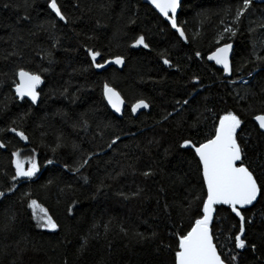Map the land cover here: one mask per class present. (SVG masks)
I'll return each mask as SVG.
<instances>
[{
  "label": "trees",
  "instance_id": "trees-1",
  "mask_svg": "<svg viewBox=\"0 0 264 264\" xmlns=\"http://www.w3.org/2000/svg\"><path fill=\"white\" fill-rule=\"evenodd\" d=\"M5 2L8 8L3 7ZM240 2L182 0L177 15L178 25L187 37L182 41L142 0H58L68 17L67 24L45 12L46 0H0V142L7 145L0 149V190H4L6 174L14 172L10 165L12 151L19 149L27 158L35 150L40 165L32 181L17 184L14 195L0 198V216L6 211L17 216L15 233L0 232V248L7 245L14 250L15 242L23 236L28 241L27 251L22 254L24 264H65V260L67 264H172L176 236L188 230L205 194L194 152L180 149V141L187 138L203 142L214 134L219 115L233 111L243 122L238 133L246 151L245 162L256 160L258 154L264 158V140L253 120L264 114V95L260 94L264 64L256 60L264 57V47L258 43L264 38V28L260 27L264 24V2L253 0L238 34L230 41L221 40L234 45L232 75L223 77L222 70L207 60L209 52L218 46L223 27L232 22L225 12L234 13ZM25 4L30 7L25 8ZM26 11L31 22L16 27L30 43L22 48L25 41L17 40L13 47L11 26ZM49 16L57 25L55 29L48 23ZM40 23L47 31L34 27ZM29 30L35 35L30 36ZM141 34L150 48H131L132 41ZM50 35L59 38L58 47H51ZM253 41H257L254 56ZM87 47L101 52L99 63L115 55L124 56L126 62L121 68H94ZM21 49L22 56L10 55ZM197 51L201 59H196ZM49 52L50 58H45ZM161 55L172 61V68L163 65ZM245 59L254 63L241 67ZM17 66L41 74L38 105L15 98L12 81ZM193 74L203 83V87L196 85L195 92L190 86ZM104 83L117 89L126 101L121 116H116L103 100ZM65 87L69 90L67 98L61 95ZM184 98L190 99V104L163 121L161 118L173 111L175 101ZM137 99L146 100L149 110L132 114L130 105ZM81 117L88 120L87 131L73 127ZM197 119L198 126L192 127ZM100 121L109 122L111 127L101 125L98 129ZM13 126L24 131L28 141H20L15 133L7 131ZM113 133L121 135L115 150L106 147ZM57 136L64 138L59 147ZM148 140L158 143L144 151ZM89 151L98 154L81 175L74 174L70 170L73 162L81 152ZM46 160L53 163L46 164ZM65 164L69 169L64 168ZM149 167L155 175L145 178L141 173ZM82 177H87L88 183ZM101 181L106 187L96 193ZM138 187L143 191L133 197ZM121 192L129 199H124ZM22 193H29V198L36 199L59 223L55 233L35 227L31 211L21 202ZM197 196L201 199L195 200ZM69 206L74 208L71 216ZM216 207L212 231L222 259L233 264L230 256L239 253L240 264H264V199L245 213H255V223L247 227L244 237L248 243L245 250L234 248L238 218L227 206ZM84 236L88 237V248L81 254L78 249ZM251 243L257 245L255 253ZM14 255L12 251L6 258L0 256V261L10 264Z\"/></svg>",
  "mask_w": 264,
  "mask_h": 264
},
{
  "label": "snow or ice",
  "instance_id": "snow-or-ice-1",
  "mask_svg": "<svg viewBox=\"0 0 264 264\" xmlns=\"http://www.w3.org/2000/svg\"><path fill=\"white\" fill-rule=\"evenodd\" d=\"M147 3L154 7L161 16H163L167 23L175 30V33L179 35L181 40H186L185 31L178 25L177 21V10L182 6V0H147ZM9 3L5 2L3 4L4 8H8ZM253 6V0H241L239 6L236 8L235 12L232 13L230 10L225 12V15H231V23L225 24L222 32L219 34L217 39L218 46L215 47L213 51H210L207 55V60L212 61L215 65L221 66L223 73L227 76L232 75V54L234 45L231 42H223L221 40L230 41L232 37H235L241 27L243 18L246 16L248 11ZM30 7V5L25 4V8ZM45 12L54 14L55 18L59 21L69 23L68 17L65 15L61 6L58 4V0H46ZM32 17L27 11L23 16H18L14 25L11 26L12 33L15 36L13 39V47H16V41H25L23 35L20 34V29L16 25L22 22H31ZM48 23L53 29L57 27L56 23L53 22L51 16H49ZM129 23H135V21L130 20ZM223 23V20L221 21ZM37 29L47 31L44 28V24L40 23L34 25ZM264 28V24L260 25ZM251 31V29H249ZM30 36H34L35 33L29 30ZM50 39L53 40L51 45L52 48H56L59 45V38L51 36ZM30 41H25L22 48L28 47ZM257 41H253V48L251 55H255ZM261 47H264V38L258 41ZM142 46L144 49H149L150 45L146 42L144 35H138L132 41L130 47L137 48ZM87 56L91 58V66L97 69L103 68L105 65L112 63L115 65L125 64V57L122 55H115L110 60H104L103 63L97 62L98 57L102 58L100 51L94 50L91 47L86 48ZM10 55L22 56V49L18 52L10 53ZM51 53H46L45 58H50ZM196 59H201L202 55L199 51L195 52ZM7 59V56H5ZM161 60L163 65L168 68H172V61L165 55H161ZM264 64V57H256ZM51 63V60H50ZM248 63H254L250 59H245L241 67ZM255 69H253L254 71ZM43 71H47L44 69ZM253 72H249L248 76L251 77ZM12 87L14 89L15 98L27 103L31 102V105H38L40 92L38 91V86L42 84V76L38 72L31 71L23 66H17L13 73ZM232 83V81H230ZM250 83V82H246ZM203 87L201 77L193 74L191 77V92L196 91V85ZM68 88L65 87L61 95L68 93ZM191 92L187 93L191 96ZM260 94L264 95V88H261ZM103 100L107 102V106L110 107L113 112L119 114L122 113V106L124 105V99L122 98L120 92H118L109 83H104L103 85ZM255 95V93H253ZM27 98V99H25ZM75 94H73V101ZM190 104V99L184 98L181 100H176L173 105V111L166 113L161 119L167 121L170 116L174 113H179L184 110ZM180 106V107H177ZM5 108L7 105L4 106ZM150 108L149 103L144 99H137L131 104V113L136 114L140 109ZM211 112V109H205ZM254 120L258 124L259 136L264 140V115H256ZM15 122L13 121V124ZM241 118L233 111H225L223 114L219 115L218 121L214 125V134L210 138L205 139L203 142L196 143L191 139L184 138L180 141L178 147L180 149H191L194 152V160L196 163V171L199 177L202 178V188L205 194L202 198V203L198 207L197 214L194 220L191 221L190 227L187 231L176 236V246L174 251V259L172 264H226L225 260L222 259L221 253L218 251L217 245L214 243L216 237L213 235L212 226L213 221L216 218V213L218 211L216 206H227L230 209V213L234 214L235 218H238L239 230L235 232L234 235V248L237 250H245L248 247V243L245 240V235L247 232V227L255 223V213L246 216L245 213L249 211L250 207L254 208L255 204L260 203L264 199V158L258 154L256 160L249 159L245 162L246 151L245 147L242 146L240 141V136L238 129L242 127ZM199 124V119H197L192 127H197ZM107 129L111 127L109 122L100 121L97 124V128ZM74 128H83L85 131L88 129V120L81 117L80 121L73 125ZM9 132L15 133V136L19 138L20 141H28V135L22 131L18 130L15 126L7 129ZM123 132V130H121ZM62 136H57V147L63 142ZM121 140V135L115 133L112 134L111 139L106 143L108 149L115 150V145ZM158 143L154 140H148L144 151H150L151 147ZM7 145L0 142V149H6ZM74 149H79V146L73 144ZM55 150V149H54ZM167 151V150H166ZM98 153L94 152H81L78 159L73 162L71 171L76 175H81L82 170L89 166L91 160ZM126 155V153H122ZM256 161H259L257 163ZM46 164H52V160H46ZM10 165L14 169V172H8L7 180L4 184V190H0V198L7 199L8 194H15L17 184L23 181H32L34 177L40 172V165L35 156V150H33V155L23 158L21 156L20 150L17 149L12 151L10 154ZM65 169H69V165H64ZM123 173H117V176ZM145 178L155 175V171L149 167L146 171L141 173ZM85 183H88L87 177H82ZM114 178V177H110ZM49 184L52 183L50 180ZM106 187L103 181L96 188V193H100L101 190ZM143 191L141 188H137L136 192L131 195L133 197L139 196ZM163 191V189H160ZM124 199H129V196L124 193H120ZM22 204L26 209L31 211V220L35 222V227L38 229L47 230L50 233H55L59 228V223L51 216L47 209L42 207L36 199L29 198V193H22ZM195 200H200L201 197H194ZM76 201H73L75 204ZM191 205H189L190 207ZM164 210H168V205L165 204ZM68 214L71 216L74 213V208L72 206L68 207ZM261 223L264 224V216H262ZM107 225L105 229L107 230ZM17 230V216L14 212H5L0 216V232L5 234L15 233ZM125 231V229H121ZM140 235V234H137ZM141 238H143L141 236ZM264 239V237H262ZM231 240V237H229ZM16 248L9 249L6 245L4 248H0V256L7 257L15 251L10 264H24L22 260V254L27 251L26 245L28 243L27 237H21L20 240L16 242ZM23 244V246H21ZM164 247H170L169 245H164ZM253 253L257 250V245L255 243L250 244ZM88 248V237L84 236L82 238L79 253L87 251ZM233 264H240L239 253L230 256ZM3 264V261H0ZM67 264V260H65ZM164 264V262H161Z\"/></svg>",
  "mask_w": 264,
  "mask_h": 264
},
{
  "label": "water",
  "instance_id": "water-1",
  "mask_svg": "<svg viewBox=\"0 0 264 264\" xmlns=\"http://www.w3.org/2000/svg\"><path fill=\"white\" fill-rule=\"evenodd\" d=\"M144 3H146V4H148L147 3V0H142ZM254 2H257V3H263L264 2V0H254ZM149 5V4H148ZM164 21H166V19L163 17V16H161L160 14H159V12L154 8V7H152L151 5H149ZM179 10H180V8L177 10V15H178V12H179ZM167 22V21H166ZM169 25V24H168ZM170 26V25H169ZM171 27V26H170ZM172 29V28H171ZM174 32H175V30L174 29H172ZM178 35V34H177ZM178 37H179V35H178ZM182 41H186V40H182ZM111 58H109V59H107V60H110ZM209 62H211V63H213L214 65H215V63L214 62H212V61H209ZM109 66H114V67H116V68H121L123 65H115V64H112V63H109V64H107V65H105L103 68H100V69H105V68H107V67H109ZM217 68H219V69H221L222 70V67L221 66H218V65H215ZM222 72H223V70H222ZM223 75V77H225V78H229L230 76H227V75H225L224 73L222 74ZM42 84H43V79H42ZM41 84V85H42ZM41 85L40 86H38V91H39V88L41 87ZM117 90V89H116ZM118 91V90H117ZM119 92V91H118ZM122 96V95H121ZM123 98V97H122ZM25 99H27V98H25ZM39 99H40V97H39ZM124 99V98H123ZM30 102V101H29ZM106 102V101H105ZM124 105L122 106V113H119V114H117V113H115V112H113V110L109 107V109L116 115V116H121L122 114H123V111H124V108H125V106H126V101L124 100ZM106 104H107V102H106ZM130 110H131V105H130ZM149 110V108L148 109H140V110H138V112H140V111H148ZM137 112V113H138ZM259 115H264V114H259ZM255 117V116H254ZM253 120H254V118H253ZM254 122L257 124V122L254 120ZM257 126H258V124H257ZM227 264V263H226Z\"/></svg>",
  "mask_w": 264,
  "mask_h": 264
},
{
  "label": "rangeland",
  "instance_id": "rangeland-1",
  "mask_svg": "<svg viewBox=\"0 0 264 264\" xmlns=\"http://www.w3.org/2000/svg\"><path fill=\"white\" fill-rule=\"evenodd\" d=\"M190 86H191V83H190Z\"/></svg>",
  "mask_w": 264,
  "mask_h": 264
}]
</instances>
